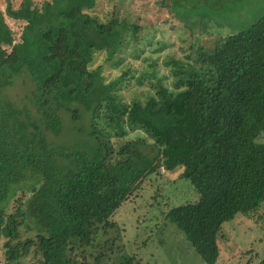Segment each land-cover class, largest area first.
Returning a JSON list of instances; mask_svg holds the SVG:
<instances>
[{
	"label": "trees",
	"instance_id": "1",
	"mask_svg": "<svg viewBox=\"0 0 264 264\" xmlns=\"http://www.w3.org/2000/svg\"><path fill=\"white\" fill-rule=\"evenodd\" d=\"M96 6L97 0L8 5L6 16L24 23L16 43L0 12L6 262L116 264V243L105 240L116 228L115 212L151 177L179 170L195 198L166 218L206 264H216L223 225L264 204V144L258 142L264 135V17L210 49L200 47L192 63L172 62L177 79L171 86L160 79L143 100L128 101L122 91L134 73L107 82L93 65L101 53L117 59L141 28L115 8L100 18ZM20 78L30 88L14 100L8 90ZM136 81L143 85L145 77ZM89 249L96 250L92 263ZM117 263L143 264L135 257Z\"/></svg>",
	"mask_w": 264,
	"mask_h": 264
},
{
	"label": "rangeland",
	"instance_id": "2",
	"mask_svg": "<svg viewBox=\"0 0 264 264\" xmlns=\"http://www.w3.org/2000/svg\"><path fill=\"white\" fill-rule=\"evenodd\" d=\"M22 1L0 0V12L15 33V43L20 42L24 23L7 17L6 9L8 5L18 9ZM33 1L40 7L49 0ZM114 8L122 19L137 24L141 31L117 59L108 61L105 53L98 54L93 68H101L107 82L125 72L134 73L135 77L122 91L128 101L143 100L160 79L171 86L177 79L172 62L192 63L200 47L210 49L220 38L247 29L264 17V0H184L177 6V13L170 0H97L95 14L105 18ZM140 77H145L143 85L136 81ZM29 88L28 80L20 78L8 94L19 100ZM258 142L264 144V135ZM180 172L163 171L161 177H151L135 199L124 202L115 212L111 221L116 228L109 231L105 240L115 241L117 262L135 257L143 264H206L185 234L166 218L172 208L195 198L191 183L179 179ZM12 207L13 204L9 211ZM218 243L221 255L216 264H262L264 204L255 214L238 215L225 223ZM4 244L1 239L0 264H7ZM87 253V261L92 263L96 250L89 249ZM23 262L39 264L35 258Z\"/></svg>",
	"mask_w": 264,
	"mask_h": 264
},
{
	"label": "water",
	"instance_id": "3",
	"mask_svg": "<svg viewBox=\"0 0 264 264\" xmlns=\"http://www.w3.org/2000/svg\"><path fill=\"white\" fill-rule=\"evenodd\" d=\"M171 2V8L173 11H175L177 13V6L180 7V5H182V3L184 2V0H170Z\"/></svg>",
	"mask_w": 264,
	"mask_h": 264
}]
</instances>
